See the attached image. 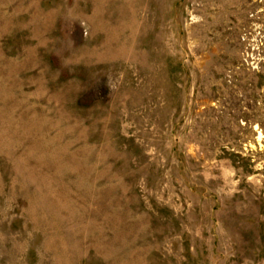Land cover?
Instances as JSON below:
<instances>
[{
  "label": "rangeland",
  "instance_id": "rangeland-1",
  "mask_svg": "<svg viewBox=\"0 0 264 264\" xmlns=\"http://www.w3.org/2000/svg\"><path fill=\"white\" fill-rule=\"evenodd\" d=\"M0 264H264V0H0Z\"/></svg>",
  "mask_w": 264,
  "mask_h": 264
}]
</instances>
